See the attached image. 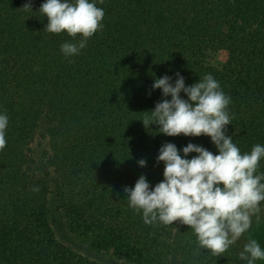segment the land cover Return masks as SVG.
I'll list each match as a JSON object with an SVG mask.
<instances>
[{
  "label": "trees",
  "instance_id": "obj_1",
  "mask_svg": "<svg viewBox=\"0 0 264 264\" xmlns=\"http://www.w3.org/2000/svg\"><path fill=\"white\" fill-rule=\"evenodd\" d=\"M43 2L0 0V113L9 117L0 264H200L205 250L189 226L146 224L128 206L124 187L142 174L155 186L164 170L158 154L131 151L139 142H192L218 154L208 136L144 127L164 99L154 80L167 74L174 82L177 72L186 85L207 74L220 83L231 97L227 134L241 153L264 145V0H98L103 29L70 58L61 45L81 37L47 32ZM249 232L208 264H243Z\"/></svg>",
  "mask_w": 264,
  "mask_h": 264
},
{
  "label": "clouds",
  "instance_id": "obj_2",
  "mask_svg": "<svg viewBox=\"0 0 264 264\" xmlns=\"http://www.w3.org/2000/svg\"><path fill=\"white\" fill-rule=\"evenodd\" d=\"M29 8L33 9L30 3L23 7ZM38 11L47 17V32L66 33L73 40L81 37L78 43L66 41L61 45L66 58L79 55L88 39L104 26L105 12L97 0H44ZM175 76L174 82L167 74L154 80L152 90L161 89L164 99L141 119L145 129L150 131L156 124L157 132L170 137L208 136L218 154L192 142L182 149L165 142L156 158L157 163H164L163 179L152 186L142 174L134 187L125 186L123 191L128 206L142 213L146 224L168 226L179 221L195 233L197 250L220 257L250 231L253 215L257 222L261 219L264 173L257 170L264 160V145L256 144L250 153H241L232 135L227 134L232 123L228 112L231 97L213 75L207 74L191 85H186L179 72ZM8 125L9 117L0 113V150L7 143ZM191 153L196 155L189 158ZM138 164L146 167L147 161L140 159ZM239 259L243 264H256L264 260V247L249 238Z\"/></svg>",
  "mask_w": 264,
  "mask_h": 264
},
{
  "label": "rangeland",
  "instance_id": "obj_3",
  "mask_svg": "<svg viewBox=\"0 0 264 264\" xmlns=\"http://www.w3.org/2000/svg\"><path fill=\"white\" fill-rule=\"evenodd\" d=\"M98 1V0H97ZM216 60L219 62H224L227 59V53L224 51L218 52L216 55ZM257 108L260 114L264 117V102L257 103ZM164 143H146L139 142L135 145L131 151V154L138 155L143 153H155L159 154V149ZM249 238H254L258 240L262 247H264V220L257 222L252 228L251 231L247 234V241ZM211 252L205 250L203 258L200 264H208L209 257ZM106 259L109 258L108 255H105ZM256 264H264V260H258Z\"/></svg>",
  "mask_w": 264,
  "mask_h": 264
}]
</instances>
